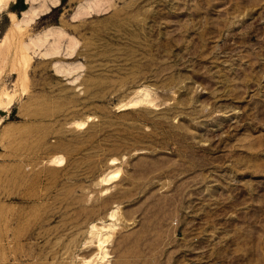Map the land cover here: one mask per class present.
Returning a JSON list of instances; mask_svg holds the SVG:
<instances>
[{
  "label": "rangeland",
  "instance_id": "obj_1",
  "mask_svg": "<svg viewBox=\"0 0 264 264\" xmlns=\"http://www.w3.org/2000/svg\"><path fill=\"white\" fill-rule=\"evenodd\" d=\"M0 7V264H264V0Z\"/></svg>",
  "mask_w": 264,
  "mask_h": 264
},
{
  "label": "bare ground",
  "instance_id": "obj_2",
  "mask_svg": "<svg viewBox=\"0 0 264 264\" xmlns=\"http://www.w3.org/2000/svg\"><path fill=\"white\" fill-rule=\"evenodd\" d=\"M7 2V0H0V6H3L5 3ZM1 8V7H0ZM12 102V101H11ZM2 104V103H1Z\"/></svg>",
  "mask_w": 264,
  "mask_h": 264
}]
</instances>
